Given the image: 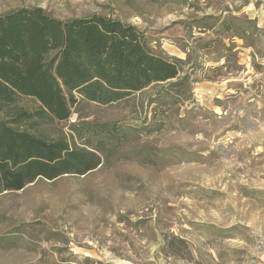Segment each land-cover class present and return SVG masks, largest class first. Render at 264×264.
<instances>
[{
  "label": "rangeland",
  "instance_id": "obj_1",
  "mask_svg": "<svg viewBox=\"0 0 264 264\" xmlns=\"http://www.w3.org/2000/svg\"><path fill=\"white\" fill-rule=\"evenodd\" d=\"M34 6L133 24L184 63L111 103L75 93L43 125L101 163L1 193L0 264H264V0H0V15Z\"/></svg>",
  "mask_w": 264,
  "mask_h": 264
},
{
  "label": "trees",
  "instance_id": "obj_2",
  "mask_svg": "<svg viewBox=\"0 0 264 264\" xmlns=\"http://www.w3.org/2000/svg\"><path fill=\"white\" fill-rule=\"evenodd\" d=\"M183 63L153 53L133 24L97 13L60 19L34 6L0 15V194L37 178L85 174L101 163L97 148L43 128L69 118L75 93L111 103L180 78ZM23 96L37 108L20 106Z\"/></svg>",
  "mask_w": 264,
  "mask_h": 264
}]
</instances>
